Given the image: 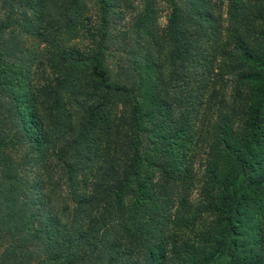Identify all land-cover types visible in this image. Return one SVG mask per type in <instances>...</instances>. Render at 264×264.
Segmentation results:
<instances>
[{
  "label": "trees",
  "instance_id": "obj_1",
  "mask_svg": "<svg viewBox=\"0 0 264 264\" xmlns=\"http://www.w3.org/2000/svg\"><path fill=\"white\" fill-rule=\"evenodd\" d=\"M173 1L168 54L137 72L111 70L91 25L128 0H0V43L22 10L50 70L31 87L0 44V264H264V0H227L222 31L210 0Z\"/></svg>",
  "mask_w": 264,
  "mask_h": 264
},
{
  "label": "rangeland",
  "instance_id": "obj_2",
  "mask_svg": "<svg viewBox=\"0 0 264 264\" xmlns=\"http://www.w3.org/2000/svg\"><path fill=\"white\" fill-rule=\"evenodd\" d=\"M147 0H128L127 4L121 10L109 9V14L107 15V20L109 23L104 24L102 10H99L97 6L92 8V22L91 25L93 29H95L96 33L98 32L99 37L98 40L95 37L96 43H99V40H102L104 46L107 48V52L105 55V61L112 71H117L118 68H136L137 72H139V66L145 64L146 56L149 54V49L154 48L155 42L158 44L155 47L154 56L158 57L159 46H163L162 52L164 54H168L170 50L169 43L166 41V38L163 34V29L168 24V18L172 11V0H154L155 5L154 10L149 7L146 2ZM189 0H174L173 2H187ZM199 1V0H198ZM211 4L214 6V13L217 17H219L220 28L221 31L227 27L228 24V10H227V0H210ZM94 4L91 3V6ZM20 16L17 23L12 26H9L8 29L2 35V41L4 43L1 44V49L4 50L8 43H15L19 46L20 54L14 57L13 62L18 64L25 65L26 68H29V72H31V87L32 85H36L37 81L43 83L44 77L50 75V70L47 66L43 68H39V62L41 59L45 58V51L49 48V46L44 43L39 37L34 34L23 32L22 27L19 26L21 22V14L23 11H19ZM122 12V13H121ZM4 16V12L1 18ZM154 17V22L152 23ZM142 23L145 26H138V24ZM150 26L155 27L154 34L157 38H153L151 34ZM103 31V32H102ZM225 36V35H224ZM223 36V37H224ZM14 37V38H13ZM13 40V41H12ZM224 40V39H223ZM78 43L81 46H92L95 45L92 43L90 36L81 37L78 40ZM165 55L161 56L163 58ZM20 60V62L18 61ZM145 78L146 76L143 75ZM30 81V79H29ZM14 93H19L20 91L17 88H13ZM17 90V91H16ZM227 90V89H226ZM229 90V89H228ZM225 91V89H224ZM229 92V91H228ZM9 95L7 97L9 98ZM228 96V94H227ZM5 97L0 95V101L4 100ZM10 99V98H9ZM86 110V106L83 108H78L75 111V118L77 121L81 120L84 116ZM9 115L10 113L7 112ZM10 119V117H8ZM20 148H13V152L15 158L19 161H22V158L29 151L38 154L37 149L34 146H18ZM22 147V148H21ZM16 149V150H14ZM196 149V157L194 163V169L196 170L197 178H200L204 172L205 166V153L204 149L197 148ZM31 152V153H32ZM23 168V167H22ZM22 176L25 179H35L40 180V175H42V171L40 168L35 165L34 168H30V170L22 169ZM198 192V186L195 185L193 188L194 196ZM47 196H50L49 206L53 209V211H61V206L63 203L68 200L70 202V196L68 193V188L63 187L56 190V194L53 192L46 193Z\"/></svg>",
  "mask_w": 264,
  "mask_h": 264
}]
</instances>
